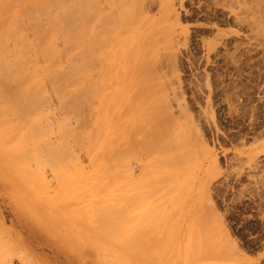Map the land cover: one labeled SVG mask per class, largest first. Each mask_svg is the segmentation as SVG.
<instances>
[{"label":"rangeland","instance_id":"1","mask_svg":"<svg viewBox=\"0 0 264 264\" xmlns=\"http://www.w3.org/2000/svg\"><path fill=\"white\" fill-rule=\"evenodd\" d=\"M124 1L128 3L130 0ZM171 1L131 0L128 6H134L133 10L136 11L138 16L134 11L131 12L132 15L126 25L119 28L121 31L126 30V35H136L134 36L137 37L136 40H141V43L139 42L137 46L134 42L131 44L134 37L129 39V42H125V44L127 43L132 47L133 51L137 50L133 54L134 56L141 58V55L146 51L147 56L151 58L148 63L149 67H147L148 71L146 70L147 73L145 74V70L142 69L141 73L138 72L136 75L140 83L134 92L140 94L139 104L131 103L128 100V94H126L127 106L124 110L122 109V115H119L116 124L117 127H123L126 124H128L127 127H130L135 118L139 116L137 121L144 131L135 132L132 134L131 139H133V143L135 142L136 151L140 150L141 152L137 151V155H130V159L126 163L130 162L129 165L131 166L124 164L122 169L126 167L130 170L129 168H131L130 173L127 171L129 173L127 177H131L133 180L139 179L144 174V179L149 177L147 180H143L147 186L143 182L137 185L139 191L141 190L140 187H148L149 191L147 192L153 195V198H150L152 201L150 204L153 206L154 204L159 205L160 207L151 205L152 208L160 215L162 214L160 211L165 212L166 215L163 214L172 219L169 223L170 226L167 227L165 222L163 223L161 220L159 226L166 229L165 234H170L168 238L172 241H167L166 235H164L166 242L161 237L165 244L164 247L166 246L165 248L169 249L173 246V248L171 250L164 248L165 252L164 249L162 251L160 248L166 255L164 257V254L162 255L157 251L156 254H160L162 257L161 260H156L154 263L161 261L160 264H162L163 261V264H185V260L188 262V258H192L193 250V256H195L192 263L189 262V264H264V8H246L244 4H238V0ZM107 2L104 4H108V6L103 4L104 8L107 6L103 10L105 16L106 14L110 16L113 10L117 12V15L118 12L119 14L123 12V9L126 10V8L122 9L121 2L117 4L119 0H108ZM137 2L138 5L141 4V8L138 7ZM114 4L119 6H115V8ZM138 8L141 9L139 14L137 12ZM119 9L122 11H119ZM131 10L129 8V11ZM110 11L111 13H109ZM114 14L116 13L113 12L112 16ZM140 14H143V16H140ZM112 16H110L111 20L113 19L112 21L114 19V22L118 21L117 16H113L114 18ZM257 20L262 23H258ZM29 25L26 29L28 36L32 34V31L35 33L32 24ZM127 26L128 29H126ZM28 27L32 29H28ZM33 35H30V37ZM124 38H126L125 35ZM63 43L62 41L58 43L60 50L65 48L62 52L67 49L66 53L73 51L72 46L70 49V45L64 47L67 44L64 43L63 45ZM155 61L156 63H154ZM153 69L155 70L153 71ZM147 81L149 84L146 83ZM49 82L51 83L50 80L46 83L47 89H49V100L45 101L42 108L45 112L47 111L50 122L48 121L46 124L44 122L43 125L49 124V126H53V130L57 131L50 134L53 143L59 142L58 125L54 121L59 120L58 118L62 116L68 117L69 115L72 122L70 127L75 132L78 130L76 133H80L83 129L95 131L93 118L97 114L99 102L94 101L93 111L90 108L91 106H88L89 108L85 106L86 109L81 113L82 115L85 113L86 118L89 119L91 115L88 116V114L91 111V114H94L90 118L92 120L89 121L86 118L83 120L82 117L83 119L79 122L80 112H75L79 115L74 116L75 113L72 114L73 111L70 112L68 106L59 107L64 100L61 99L59 93L57 94L53 90V84ZM143 82L145 83L143 84ZM143 85L144 88L148 86V90L147 87L144 89ZM139 87L144 90L140 91ZM149 94L151 95L149 96ZM145 96H147L146 99H144ZM152 98H157L160 102L163 101L164 104L161 102L162 106L152 109L150 106ZM133 105L135 106L133 107ZM163 105L168 106L170 109ZM65 108L68 111L66 114L67 111L62 110H66ZM86 110L88 114H86ZM135 110L137 111L135 112ZM52 117L53 119H51ZM155 117H159L160 123H164L158 125L156 122L155 124ZM87 120L88 123L85 122ZM189 122H191V125ZM120 124L122 125L119 126ZM146 124L147 128L144 126ZM152 124L155 125L152 126ZM167 126L169 129L172 126L171 132L166 134L169 136L167 138L165 136L162 140L158 138L159 141L154 146L162 145L165 141L170 142L168 139L171 140V138L178 145L176 144V146L174 145L168 149H162L161 147H152L153 149H151L152 143L150 145V142L153 141L149 138H151L153 132L155 133L156 130L162 127L167 129ZM194 129H198V132L196 133ZM134 135H137V137ZM148 136L149 138L146 140ZM121 141L123 145L125 141L123 139ZM184 141L187 142L183 143ZM148 143L150 149L147 147ZM76 144L78 143H72V147L73 150H76V153L75 151L74 153L77 156L75 158L79 162V166L82 165L81 168L87 173L92 172L94 168L92 156L86 148L79 149V144L78 146ZM123 146H126V144ZM145 146L148 148L147 150ZM174 155H177L175 160ZM167 157L169 159H165ZM168 161L172 162L173 165L168 166V164H165ZM163 166L168 170L171 169L170 171L176 170L177 174L173 172L176 175L169 171L170 175L175 176H171L173 179L167 178L169 174L165 168L167 174L163 173V168H161ZM47 167L43 168V172L49 181L48 191L50 194H54L58 188L59 179L55 172ZM126 168L123 170L124 174ZM156 168L162 171L158 172ZM151 170H155V172ZM148 172H151V174ZM177 175H179L180 180L183 179L185 183L188 182V187H185L186 184L182 181L184 191L181 190L178 182H174L176 187L170 186L173 180H179V178H176ZM142 179L140 180L142 181ZM167 179L170 180V184L166 181ZM177 184H179L180 189ZM175 191H180L184 195L181 198L182 200L179 198L181 194ZM173 193L176 195H173ZM172 195L175 200H172ZM175 197L178 198L181 204L180 208L178 207L180 204L175 208L177 204ZM170 202H172V205ZM173 207L179 209V211L175 210V213ZM19 209L16 193L0 170V229L4 228L2 236L5 238H3L9 240L10 236L15 235V237L23 239L26 246L42 261L46 260L52 264H76L62 251V243L58 236L56 238V235L44 231L37 224V221L33 223V218L21 215ZM107 212V209H102L98 214L107 216ZM171 214L174 215V218H171L173 217V215L170 216ZM169 218L166 219L169 220ZM166 243L167 245L168 243L171 244V246L169 245L168 248ZM230 243L234 244L231 245ZM235 244H237L236 247ZM192 246L194 249L191 250ZM17 247H20L19 252L12 256L11 263L26 264L21 259L23 258L21 256L22 250L25 251L23 245ZM174 248L178 253L182 249L180 253L182 256L174 251L175 257L173 256L174 253L173 255L169 253ZM186 250L191 251L187 254L189 251ZM166 251L168 252L166 253ZM187 255L189 257L186 258ZM198 255L200 258H198ZM38 257H31L29 260L24 259L28 262L33 259L34 264H39L41 260ZM174 258H177L175 262ZM180 260L184 261L181 262Z\"/></svg>","mask_w":264,"mask_h":264},{"label":"bare ground","instance_id":"2","mask_svg":"<svg viewBox=\"0 0 264 264\" xmlns=\"http://www.w3.org/2000/svg\"><path fill=\"white\" fill-rule=\"evenodd\" d=\"M107 1L0 0V170L16 193L20 208L19 213L33 218V223L37 221V224L42 227L44 231L56 235V238L59 237L62 243V251L76 264H150L153 259V263L156 260H161L160 258L162 256L156 254L157 251L162 255L164 254V257L166 255L162 252L166 246L164 247V241L161 240L162 237L166 242L164 236L166 235V229L163 226H159V221L165 222V225L168 227L172 219L167 217L168 215L165 216L166 213L163 211H160V213H162L161 215L155 212L154 208H152L153 205L150 204L152 202L150 198H153V195L147 192L149 191L147 189L148 187H143L146 191L140 187L141 190L139 191V186L137 185L143 182V180H147L149 177L144 179V174L139 179L133 180V178L127 177L131 168L128 170L126 167L127 170L125 172L127 174L123 173L125 168L122 169V167L124 164H130V162L126 163L128 159H130V155H135L137 151H140H136L135 142L133 143V139H131L133 136L132 134L135 132L139 130L144 131L137 121L139 116L135 118L130 127H127L128 124L123 127H117L116 123L119 120V115H122V111L127 106L126 94H128V100L131 103H138L141 100L140 94L138 95L137 92H134L137 85L140 83L136 75L138 72L141 73L142 69L145 70V74L147 73V67H149L148 63L151 58L147 56L146 51L143 55L140 54L141 58L134 56L133 54L137 50L133 51L132 47L127 43L125 44V42H129V39H133L136 35H126V30L121 31L119 29L121 26L126 25L132 15L131 12L134 11V6H128L131 0L128 3L127 1L119 0L117 4L121 2L122 9L126 8V10L123 9V12H120L121 15L119 12L117 15V12L113 10V12L116 13L113 16H117L116 18L118 19L116 22H114L115 19L112 21L113 19L111 20L110 18L113 13H111L112 10L109 12L111 13L110 16L107 14L105 16L103 13V10L108 6V4H104ZM166 1L168 2L169 0ZM241 1L238 0V4H244L246 8H264V0ZM103 4L107 5L106 8H104ZM115 4L114 7L119 6ZM140 5H138V7L141 8ZM129 8L132 10L129 11ZM137 10L139 14L141 9L138 8ZM168 10L170 11V9ZM119 11L122 10L119 9ZM134 12L136 14V11ZM107 16L109 17L105 18ZM113 16L112 18H114ZM136 16L138 15L136 14ZM140 16H143V14H140ZM139 17L135 18L138 19ZM258 23L262 22L259 21ZM28 24H32L31 26H33L32 28L35 30V33L32 31V34H34L32 37H30L32 34L28 36L26 32ZM166 26L164 27L166 28ZM29 28L31 27H28V29ZM126 29H128V26ZM169 29L171 30V28ZM156 33H154V35H156ZM124 35L126 38L123 39ZM136 38L137 37H134V41L132 40L131 44L134 42L137 46L139 42L141 43V40H136ZM59 41L64 42L65 45L67 44V46L64 47L70 45L69 47L71 49L72 46L73 51L66 53L68 51L67 49L65 52H62L65 48H63L64 50H60L58 46ZM40 61H42V63H40ZM156 61L154 63H156ZM157 66L159 68V65ZM155 69L157 70L156 66ZM155 69H153V71ZM140 79L142 80V78ZM49 80L53 84V87L51 86L53 90L57 92V94L59 93L61 99L64 100L60 103L59 107L68 106L70 112L73 111L72 114L75 112H80L81 114L82 111L86 109L85 106L87 108L91 106L90 108H92L95 100L99 102L96 111L97 114L93 118L95 131L83 129L80 133L78 132V134L76 133L78 130L75 132V130L70 127L72 122L69 115L68 117L62 116L63 118L60 117L58 118L59 120L54 121V123L58 125L59 142L53 143L50 134L56 130H53V126H49V124L46 126L43 125L44 122V124L48 121L50 122V118L46 113L47 111L45 112L42 108L45 101L49 100V89H47L46 85ZM144 83L145 82H143V84ZM146 83H148V81ZM146 87L148 90L149 87ZM146 87L144 88L143 85L144 89H146ZM144 89H140V91ZM150 95L151 94H149V96ZM146 97L147 96H145L144 99H146ZM161 102L164 104L163 101ZM161 102L157 98H152L150 100V106L152 109H155L158 106H162ZM134 106L135 105H133V107ZM165 107L170 109L168 106ZM67 108H65L66 110H62L67 111ZM91 110L93 111L94 109L92 108ZM136 111L137 110H135V112ZM66 113H68V111L65 112V114ZM76 114L77 113H75L74 116ZM86 114H88V111ZM77 115H79V113ZM89 115L92 116L94 114H91L90 111L88 116ZM138 115H140V113H138ZM91 116H89L88 119L85 113L83 115L81 114L80 117H78V119L80 118L79 122H81L80 120L83 118V120L86 118L91 121ZM158 118L159 117H155L154 122L155 124L157 122L159 125L161 120ZM51 119H53V117ZM88 120L85 122L88 123ZM164 120L166 121V118ZM163 123L164 122H161L160 124L162 125ZM189 123L191 125V122ZM121 125L122 124L119 126ZM154 125L152 124V126ZM144 126L145 128L148 127L147 124ZM170 129L169 127L167 129L166 127H162L156 130L155 133L153 132L152 135L150 134L151 132L149 133L151 138L148 136L146 140L147 138L152 139L151 141L153 142H150V145L152 143L151 149L158 147L168 149L172 148L174 145L176 146L177 143H174L171 137V140L168 139L170 142L165 141L162 145L159 144L157 147L154 146L155 143V145H157L159 141L158 138L162 140L165 136L166 138L169 136L166 134L171 132ZM197 132L198 129L196 130V133ZM134 136L137 137V135ZM183 137L185 136L183 135ZM121 139L125 141L123 145L126 144V146L122 145V141L120 142ZM76 142L79 144V149L86 148L92 156V161L94 163L92 172L90 171L87 173L81 168L82 165L79 166V162H77L75 158L77 157L75 154L76 150H73L72 147V143L75 144ZM186 142L184 141L183 143ZM78 144L76 145L78 146ZM150 145L149 143L147 144L149 149ZM147 147L146 150L148 149ZM145 153L143 154L145 155ZM177 154L179 155L180 152ZM175 156L177 155L173 156L174 160ZM165 159L169 158L167 157ZM174 160L172 161L173 163ZM172 162L170 163L168 161V163L166 162L165 164L169 166ZM46 166L50 167V170L55 172L59 179V185L54 194H50L48 191L49 181L46 179L43 172V168H46ZM130 166L131 165H129V167ZM161 168H163V173L167 174L166 170L168 171L169 176L167 175V178L170 177L169 179H173L171 176L175 177L172 174H177V172H175L176 170L170 171L171 169L168 170L164 166ZM164 168L166 170H164ZM162 170L160 169L158 172ZM169 171L172 173L171 175ZM153 172H155V170ZM148 173L151 174V172ZM176 178H179V175H177ZM140 179H142V181ZM175 180L172 182L173 185L171 184L170 186H174L176 185L175 183L178 182L180 185L177 184V187L179 185L181 190L184 191V180H180L179 178L181 183L179 180ZM166 181L168 184L171 183L168 179ZM187 183L188 182L185 183V187ZM180 187L178 188L180 189ZM178 188L175 189L177 190ZM180 191L178 192L180 193ZM181 193L184 194L182 191ZM183 194L180 195V200H182ZM149 195L152 197H149ZM173 195L176 194L173 193ZM175 198L177 199V202L175 201L177 204L175 205L176 207L173 206L177 208V205L180 203L178 198ZM172 200H175L174 197ZM172 202L174 203V201ZM172 202H170L171 205ZM163 203L162 205L165 204ZM155 206L159 207V205L157 206L154 204L153 207ZM179 206H181V204L178 205V207ZM174 207L172 208L174 211H179V209L177 210ZM102 209H107V216L98 214ZM167 209L165 210L168 212ZM163 213H165V215ZM172 215L173 214L170 216ZM166 218H169V220ZM171 218H174V215ZM30 224L33 225L32 223ZM3 232L4 228H1L0 264H12V256L19 252L18 249L20 247L16 248L18 245H23L25 249V251L22 250L21 256L23 258L21 259H23L26 264H32L33 259L30 262L27 260L31 257L36 258L38 256L26 246L23 239L12 235L9 240H5V237L2 236ZM166 236L168 238L170 234ZM168 239L167 241H171ZM169 245L171 246V244L168 243V248ZM173 245L175 244L173 243ZM236 246L237 244H235V247ZM172 248L173 246L169 249L171 250ZM180 249H178V251H180ZM190 249L192 250L194 247ZM173 251L176 252L177 250L174 248V250L169 253L173 255ZM190 251L187 252V254L190 253ZM167 252L168 251H166V253ZM177 253L178 252H176V254ZM193 253L192 250V258H188V262L185 260V264H189V262L192 263V259H194L195 256H193ZM173 256L175 257V253ZM180 256L182 255L180 254ZM187 257L189 256L187 255L186 258ZM198 258H200L199 255ZM38 259H40V257H38ZM176 259L174 258V262ZM152 262L151 264H153ZM160 263L161 261L154 264ZM39 264L52 263L41 260Z\"/></svg>","mask_w":264,"mask_h":264}]
</instances>
